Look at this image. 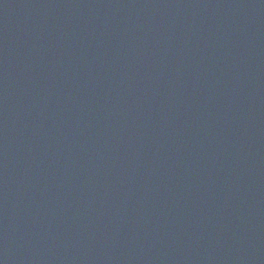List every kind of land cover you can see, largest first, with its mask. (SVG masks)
Listing matches in <instances>:
<instances>
[{
  "label": "water",
  "instance_id": "obj_1",
  "mask_svg": "<svg viewBox=\"0 0 264 264\" xmlns=\"http://www.w3.org/2000/svg\"><path fill=\"white\" fill-rule=\"evenodd\" d=\"M0 264H264V0H0Z\"/></svg>",
  "mask_w": 264,
  "mask_h": 264
}]
</instances>
